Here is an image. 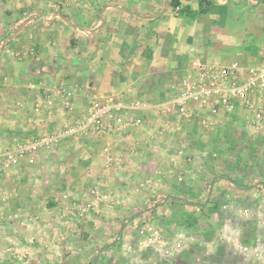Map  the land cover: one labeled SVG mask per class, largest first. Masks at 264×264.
<instances>
[{"label": "rangeland", "instance_id": "obj_1", "mask_svg": "<svg viewBox=\"0 0 264 264\" xmlns=\"http://www.w3.org/2000/svg\"><path fill=\"white\" fill-rule=\"evenodd\" d=\"M211 1L217 11L239 8L235 5L240 3ZM249 1L251 8L261 0ZM60 6L44 0H0V63L7 65L4 76L13 74L19 61L38 56L44 62L51 58L73 62L78 54L75 49L53 53L35 48L36 31L45 25L43 14L59 11ZM227 22L219 24L225 28L221 38L226 44L224 58H202L207 62L229 63L241 47L245 37L240 27L233 19ZM81 53L90 57L88 50ZM193 108L187 112L172 108L155 115L164 143L144 146L133 140L131 159L114 154L112 147L109 160V151L106 154L103 146L105 163L112 165V189L107 177L87 174V163L81 164L80 176H74L80 169L72 162L59 173L55 167L37 162L38 153L16 165L6 164L7 156L18 148L13 147L7 132L2 133L6 145L0 157L2 173L5 169L24 173L40 168V175L32 176L30 185L42 208L29 207L38 201L26 204L27 208L17 207L12 185L4 184L7 197L0 195V203L16 207L8 216L0 215L1 223L17 222L23 229L11 240L1 236L0 264H189L183 260L189 249L201 256L210 250V240L214 247L216 241L219 246V222L239 218L244 205L238 203L246 194L243 188H253L252 183L264 186V130L250 126L239 106L234 109L236 115L218 122L210 113ZM148 148L150 154H145ZM93 179L99 182L90 186ZM82 181L88 184L84 191L77 188ZM249 195L264 198V191ZM20 200L27 203V198Z\"/></svg>", "mask_w": 264, "mask_h": 264}, {"label": "crops", "instance_id": "obj_2", "mask_svg": "<svg viewBox=\"0 0 264 264\" xmlns=\"http://www.w3.org/2000/svg\"><path fill=\"white\" fill-rule=\"evenodd\" d=\"M238 1L240 3L235 6L239 8H220L217 11L216 4L206 0V11L201 12L200 0H44L61 4V9L43 14L46 16L45 25L36 31L38 40L35 48L53 53L58 49L67 52L75 49L78 54L72 63L64 58H56L57 62L52 58L44 62L40 56L19 61L20 65L8 76H4L7 65L0 63V157L6 148L5 134L2 133L7 132L14 141L13 147L18 148L34 137L60 131L65 124L79 123L87 111L86 98L95 91L115 94L127 106L145 104L146 107L138 109L137 113L147 121L125 134L69 136L51 149H41L36 155L37 162H43L46 167L51 165L59 173L66 163L72 162L77 169L87 163V174L107 177L111 180L108 185L112 189V165L105 163L103 146L109 144L111 160L112 147L114 154L131 159L133 140L144 146L155 143L158 147L164 143L154 116L163 115L170 109L166 104L175 98L174 86L190 74L193 59L223 60L226 44L221 39L225 29L220 27L221 21L227 25V21L235 20L245 37L232 61L252 64L264 59V0L251 8L249 0ZM82 50H88L90 57L86 54L84 57ZM189 107L210 113L216 122L236 115V111L226 107L216 112L198 103ZM148 150L150 148L145 154H150ZM25 158L27 156L19 162H24ZM81 170L74 176L82 175ZM39 171L19 173L5 169L0 175V195L7 197L4 184L9 182L13 196H17L14 201L18 200L14 205L27 208L31 202L38 201L36 206L29 207L42 208L39 199L33 197L35 190L30 180L32 176L40 175ZM98 182V179H93L90 186ZM87 186L82 181L77 188L84 191ZM243 191L247 195L242 196L238 204H252V208L264 201L263 197L252 199L249 191ZM21 198H27V203ZM14 205L0 203V215L8 216V212L16 207ZM4 224L6 226L0 220V237L7 235L9 240L15 232L23 229L17 222L6 221ZM219 226L221 233L223 224L219 222ZM243 233V243L253 242L257 236L256 225L250 224ZM209 242L210 250L198 256L189 249L183 254V260L189 264H198L200 260L205 264H248L231 244L220 242L217 246L216 241L214 247L213 241ZM160 264L176 263L162 261Z\"/></svg>", "mask_w": 264, "mask_h": 264}, {"label": "built area", "instance_id": "obj_3", "mask_svg": "<svg viewBox=\"0 0 264 264\" xmlns=\"http://www.w3.org/2000/svg\"><path fill=\"white\" fill-rule=\"evenodd\" d=\"M174 89L175 98L170 104H166L170 109L187 112L192 103H198L213 112L222 107L233 111L239 106L245 112L250 126L264 130V59L252 64L238 61L220 64L196 58L192 60L190 74L182 77ZM145 107V104L127 106L115 94H93L89 97L83 120L77 124H65L58 132H49L30 139L28 143L18 147L14 155L7 156L6 164L16 165L22 157L35 155L41 149H51L61 139L69 136L92 137L128 133L147 121L137 113L138 109ZM133 111L136 112L131 113ZM109 148V144L104 147L106 154ZM1 172L0 168V175ZM252 184L253 188L245 186L243 189L252 193L264 191V186ZM252 223L257 227V236L253 242L243 243V229ZM218 240L231 244L246 263H264V201L258 202L253 208L245 204L236 220L231 217L224 218ZM198 264H205L204 260H200Z\"/></svg>", "mask_w": 264, "mask_h": 264}, {"label": "trees", "instance_id": "obj_4", "mask_svg": "<svg viewBox=\"0 0 264 264\" xmlns=\"http://www.w3.org/2000/svg\"><path fill=\"white\" fill-rule=\"evenodd\" d=\"M205 3H206V0H200V10H201V12H205L206 11ZM208 4H209V2H208Z\"/></svg>", "mask_w": 264, "mask_h": 264}]
</instances>
